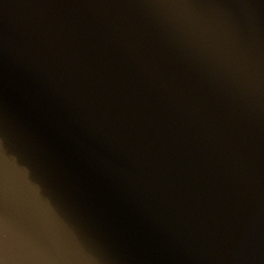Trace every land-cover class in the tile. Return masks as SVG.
Here are the masks:
<instances>
[{
	"label": "water",
	"instance_id": "obj_1",
	"mask_svg": "<svg viewBox=\"0 0 264 264\" xmlns=\"http://www.w3.org/2000/svg\"><path fill=\"white\" fill-rule=\"evenodd\" d=\"M0 264H264V0H0Z\"/></svg>",
	"mask_w": 264,
	"mask_h": 264
}]
</instances>
